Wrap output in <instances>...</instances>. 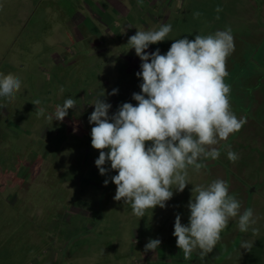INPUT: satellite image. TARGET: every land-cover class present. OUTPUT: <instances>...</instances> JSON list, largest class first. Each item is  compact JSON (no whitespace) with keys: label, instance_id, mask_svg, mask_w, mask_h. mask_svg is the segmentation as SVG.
I'll return each instance as SVG.
<instances>
[{"label":"rangeland","instance_id":"rangeland-1","mask_svg":"<svg viewBox=\"0 0 264 264\" xmlns=\"http://www.w3.org/2000/svg\"><path fill=\"white\" fill-rule=\"evenodd\" d=\"M248 21L264 30V0H0V73L16 74L23 85L14 100L0 98V264H264V178L258 179L264 177V147L253 152L257 168L242 152L240 168L234 165L254 171V178L223 179L203 161L199 173L189 169L191 184L183 192L174 189L165 208L139 219L130 205L113 199L117 173L110 162L104 175L95 165L99 150L91 145L88 119L102 92L110 116L125 102L138 103L132 94L141 91L136 72L142 62L127 45L137 28L171 24L169 39L146 50L164 54L176 39L220 28L233 32ZM234 45L229 60L247 48L237 39ZM113 89L118 93L108 95ZM67 98L77 107L63 122L38 117L31 102L39 100L51 114ZM232 140L231 134L214 147L220 155L229 151L226 144L235 152ZM216 179L228 182L241 212L252 209L256 223L242 233L231 220L213 252L186 260L172 235L176 215L187 224L192 188ZM150 239L161 241L156 251H145ZM244 241L249 250L241 247Z\"/></svg>","mask_w":264,"mask_h":264},{"label":"clouds","instance_id":"clouds-1","mask_svg":"<svg viewBox=\"0 0 264 264\" xmlns=\"http://www.w3.org/2000/svg\"><path fill=\"white\" fill-rule=\"evenodd\" d=\"M171 32V24L150 30L137 28L127 45L142 62L136 72L142 78L141 91L132 94L138 103L125 102L110 116L112 105L100 98L102 92L91 103L94 111L88 118L94 124L91 145L99 150L95 165L104 175L110 162V169L117 173L111 177L116 185L113 199L130 205L139 219L156 206L165 208L174 189L183 192L191 184L189 169L199 173L206 167L204 160L218 159L220 152L214 146L227 141L247 122L232 110L231 87L224 82L226 60L235 47L231 28L196 34L194 40L187 36L176 39L164 54L159 48L146 51L150 45L168 40ZM22 87L16 74L0 73V98L14 100ZM117 93L118 89H113L108 95ZM31 102L37 106V116L50 123L63 122L68 110L77 107L75 99L67 98L53 113L46 114L39 100ZM228 148V159L235 163L239 156L230 145ZM108 183L105 179L104 184ZM193 192L195 196L187 205L188 223H182L177 214L172 233L186 260L193 253L203 259L213 252L231 220H237L242 233L256 223L253 210L241 212L240 201L229 194L228 182L223 179L195 186ZM160 244L159 239H150L145 251H156ZM251 246L247 241L241 245L246 250Z\"/></svg>","mask_w":264,"mask_h":264},{"label":"flooded vegetation","instance_id":"flooded-vegetation-1","mask_svg":"<svg viewBox=\"0 0 264 264\" xmlns=\"http://www.w3.org/2000/svg\"><path fill=\"white\" fill-rule=\"evenodd\" d=\"M216 30L222 31L223 29ZM232 35L240 43L247 44V48L242 49L243 51L237 50L233 58L229 60L227 57L226 60L227 72L232 69V75L224 78V82L231 87L230 103L232 110L238 118L244 117L247 120L239 132L232 134V142H235L233 145L239 158V154L244 153L242 154L245 156L244 158H247L253 164V168H257L258 160L253 152L257 150L258 146L264 147V30L257 26L253 27L252 21H248L239 29H233ZM250 35L254 36L252 41H257L249 42ZM248 45L251 47L249 51ZM257 52L261 54L259 59L254 58ZM250 61H253V66H245ZM259 111H261L260 114H258ZM216 160L218 161L209 158L204 162H211L214 166H217L215 164L219 166L225 164L226 171H218L223 176V172H227L229 177H235V175L255 177L254 171L251 173L247 169L242 171L238 168L235 169V164L240 168L241 160L239 159L233 163L228 159V156L220 155ZM231 166L234 171L228 170ZM263 178L261 175L258 178L259 182ZM261 184L264 185V182Z\"/></svg>","mask_w":264,"mask_h":264},{"label":"trees","instance_id":"trees-1","mask_svg":"<svg viewBox=\"0 0 264 264\" xmlns=\"http://www.w3.org/2000/svg\"><path fill=\"white\" fill-rule=\"evenodd\" d=\"M227 146H229L228 144H226V145H224L223 146V150L227 147ZM234 146V145H233ZM227 153H228V151H226V150H224V153H222V155H224V156H227ZM208 164H211L212 166H211V170L212 171H226V169H220V167H217V166H219V165H217V166H214L213 165V163H211V162H209ZM228 170L229 171H234L232 168H228ZM223 174H224V177H226V178H223V179H229V178H231V177H229L228 176V174H227V172H223ZM242 190H243V188H242ZM244 191V190H243ZM241 199H243V201H246L247 200V194H246V192L244 191L243 192V197H241Z\"/></svg>","mask_w":264,"mask_h":264}]
</instances>
